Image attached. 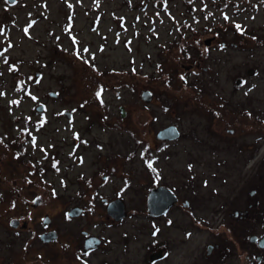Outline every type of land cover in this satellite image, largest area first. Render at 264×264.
<instances>
[{
  "label": "rangeland",
  "instance_id": "rangeland-1",
  "mask_svg": "<svg viewBox=\"0 0 264 264\" xmlns=\"http://www.w3.org/2000/svg\"><path fill=\"white\" fill-rule=\"evenodd\" d=\"M21 2L0 5V250L35 252L30 230L48 221L68 250L55 264L80 260L83 231L109 239L84 255L94 264H152L161 239L153 264H232V210L264 171V0ZM170 126L180 135L159 139ZM25 176L50 185L22 188ZM154 183L182 201L159 220L147 212ZM117 199L120 221L107 213Z\"/></svg>",
  "mask_w": 264,
  "mask_h": 264
},
{
  "label": "flooded vegetation",
  "instance_id": "flooded-vegetation-1",
  "mask_svg": "<svg viewBox=\"0 0 264 264\" xmlns=\"http://www.w3.org/2000/svg\"><path fill=\"white\" fill-rule=\"evenodd\" d=\"M21 0H0V5L2 7H15L19 4H21ZM2 26V25H1ZM5 28V32L8 29V25H3ZM3 32V33H5ZM3 52V51H2ZM0 52V53H2ZM264 121V120H263ZM232 124V122H231ZM264 129V126L261 127ZM231 132H234V129H231ZM264 134V131H263ZM261 177L259 179H254L248 183L249 189L245 190V196L243 198V201L245 203H242L239 206H236L235 210H232V214L235 218V229L233 231H229L231 239L233 241L237 242V249H234L233 247H227L232 256L234 257V261L232 264H264V171L261 172ZM157 183V182H156ZM153 185V187L163 186L161 184ZM152 187V188H153ZM166 187V186H165ZM150 190V189H149ZM176 194V193H175ZM177 195V194H176ZM178 202L172 206L168 212L165 215H162L160 217H151L152 219H162L166 218V216L169 215V213L176 207H179L181 204V198L177 195ZM190 203L187 201L186 205L188 206ZM185 202L182 203V206L186 207ZM11 220V219H10ZM224 221V217L222 218L221 222ZM10 224V223H9ZM221 224V223H220ZM218 225L219 228H212L214 231V236H220L224 233H226L225 230H223L221 227L222 225ZM42 228L39 231L36 230H30V234H33V237L35 238L36 242L38 241L39 244L37 245L38 248L34 251L30 248V246H20L19 250L11 251L10 244H7V252L8 255H5L4 248L0 250V264H36L38 260H42V264H55L57 260V253L60 255L62 252H68L67 250V244H63L61 247V239L57 237L55 240L51 241H44L42 239V236L51 232H56V230L50 228L51 225H46L45 223L42 224ZM216 226V227H218ZM12 227V226H11ZM27 227V225H26ZM14 228V227H13ZM19 228V227H18ZM25 229V228H23ZM157 231V229H155ZM83 243L78 249L72 250L73 252L79 253L82 255L80 260L76 264H94L93 262H89L86 259H84V255H96L100 252H102L104 249H106V243L108 242L106 238H104L101 234L95 235V234H88V232L83 231ZM58 236V235H57ZM224 236V235H223ZM103 237V238H102ZM103 239V240H102ZM105 241V242H104ZM164 243L163 245L161 243ZM159 245L160 247H166V241L164 239H161L160 242L154 240L151 242V245H149V249H151L153 246V249L149 253H147V258H151L150 263H155L156 258L151 254L155 252L157 249L156 247ZM9 246V247H8ZM222 245L215 243L213 246L207 247V254L212 255L215 254L217 250L220 249ZM209 248V249H208ZM227 248H224L225 250H228ZM29 251V254L35 258V260H32L31 258L27 257V252ZM50 253L46 259H44V253ZM165 254L160 256V259H165ZM226 257V256H225ZM224 257V258H225ZM222 259L220 261V264H226L225 259ZM8 261V263H6ZM99 260L95 263L98 264ZM100 264H102V261H100Z\"/></svg>",
  "mask_w": 264,
  "mask_h": 264
},
{
  "label": "water",
  "instance_id": "water-1",
  "mask_svg": "<svg viewBox=\"0 0 264 264\" xmlns=\"http://www.w3.org/2000/svg\"><path fill=\"white\" fill-rule=\"evenodd\" d=\"M213 38L207 39L205 45L209 46ZM153 93L150 91H143L141 98L145 102H150L153 99ZM41 110V109H40ZM122 116H125V109L121 108ZM179 131L177 127L170 126L161 130L158 134V138L161 140H170L178 137ZM41 198L35 199L33 206L36 207L40 204ZM178 202V197L173 190L165 186L153 187L148 191L147 196V212L150 217H160L165 215L168 210ZM83 210L81 208H74L69 212L70 217H77ZM107 213L115 221L124 219L128 212L126 205L120 199L114 200L107 206ZM48 221H45L46 223ZM20 225L19 219H11L10 226L17 228ZM57 233L51 232L42 236L44 241H51L57 239Z\"/></svg>",
  "mask_w": 264,
  "mask_h": 264
},
{
  "label": "trees",
  "instance_id": "trees-1",
  "mask_svg": "<svg viewBox=\"0 0 264 264\" xmlns=\"http://www.w3.org/2000/svg\"><path fill=\"white\" fill-rule=\"evenodd\" d=\"M227 20H229V18H227ZM228 22H229V21H228ZM223 26H224V25L221 24V26H219V27L217 28L216 32L214 31V33H212V35H213V36L216 35L217 37H221V36L224 34V33H223V29H222ZM188 27H189V29L195 31V29H192L193 26L188 25ZM224 29H225V30H228V27H227V28H224ZM253 36H254V35H253ZM184 38H187V37L185 36ZM256 39H257V37H256ZM180 49H181V48H180ZM182 51H183V50L181 49L180 52L182 53ZM0 54H2V53H0ZM185 54H186V56H188V57H191V56H192L190 51H187ZM6 60L8 61V58H6ZM12 65H13V64H12ZM12 71H13V70H12ZM13 72H14V71H13ZM102 74H104V73H102ZM167 76H168V78L171 77L170 74H167ZM23 79H24V76H23ZM16 80H17L18 82H17ZM16 80H15V83L17 82V84H18V83H19V79L16 78ZM20 80H21V79H20ZM168 82H169V80H168ZM20 83H21V82H20ZM18 85H19V84H18ZM98 91H99V90H98ZM98 91H96L97 93L95 92V96H94V97L101 101V94H98ZM95 98H94V99H95ZM92 101H93V99L89 100L88 102L92 103ZM247 112H249V111H243V112H241V114H242V113H247ZM42 115H44V113H43ZM251 117H252V116H251ZM259 122L262 123L261 125H262V127H263V126H264V121L261 120V121H259ZM260 128H261V127H260ZM18 138H19V140H18L19 142L23 141V139H22L20 136H19ZM0 144H5V145H6V142L4 141V139H3L2 137H0ZM43 169H44V168H43ZM37 170H38V168H36L34 171H37ZM40 170H41V169H40ZM34 171H33V172H34ZM23 180L25 181V183H26L27 186H24V187H22V188L29 187V186H32V184H34V186H38V189L41 187V189L47 190V189H46V188H48L47 185H50L48 182H45V180L42 181V182L40 181V183H39V182H37L36 179H33V178L31 179L30 177H26V176L24 177ZM42 180H43V179H42ZM24 181H22V182H24ZM11 188L13 189L14 186H12ZM15 188H18V187L15 186ZM12 189H11V190H12ZM12 192H13V191H12ZM20 192H21V191L18 192V195L20 194ZM13 202L15 203V206H16V198H15V199L13 198Z\"/></svg>",
  "mask_w": 264,
  "mask_h": 264
},
{
  "label": "snow or ice",
  "instance_id": "snow-or-ice-1",
  "mask_svg": "<svg viewBox=\"0 0 264 264\" xmlns=\"http://www.w3.org/2000/svg\"><path fill=\"white\" fill-rule=\"evenodd\" d=\"M85 51H87V49H85Z\"/></svg>",
  "mask_w": 264,
  "mask_h": 264
}]
</instances>
